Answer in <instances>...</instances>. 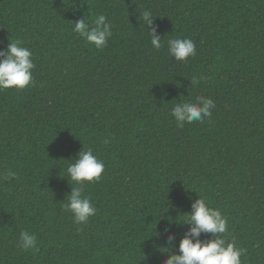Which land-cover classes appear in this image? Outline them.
<instances>
[{"label":"trees","instance_id":"1","mask_svg":"<svg viewBox=\"0 0 264 264\" xmlns=\"http://www.w3.org/2000/svg\"><path fill=\"white\" fill-rule=\"evenodd\" d=\"M0 264H264V0H0Z\"/></svg>","mask_w":264,"mask_h":264}]
</instances>
